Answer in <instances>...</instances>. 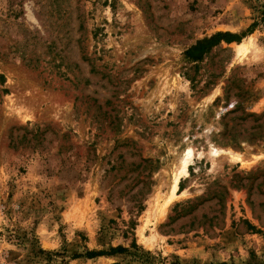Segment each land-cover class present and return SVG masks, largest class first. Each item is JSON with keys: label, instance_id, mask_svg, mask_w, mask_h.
<instances>
[{"label": "rangeland", "instance_id": "1", "mask_svg": "<svg viewBox=\"0 0 264 264\" xmlns=\"http://www.w3.org/2000/svg\"><path fill=\"white\" fill-rule=\"evenodd\" d=\"M262 153L264 0H0V264H264Z\"/></svg>", "mask_w": 264, "mask_h": 264}, {"label": "trees", "instance_id": "2", "mask_svg": "<svg viewBox=\"0 0 264 264\" xmlns=\"http://www.w3.org/2000/svg\"><path fill=\"white\" fill-rule=\"evenodd\" d=\"M240 39H241L240 37L230 34L228 32L215 33L214 35L199 41L196 45L187 49L184 55L186 56L187 59L191 61H200L211 50V48L215 47L219 43L224 42L226 44H230L232 42H239ZM124 251L125 250L122 248H114L109 250L108 252H103V251L87 252L85 254V257L88 259H93L105 255L113 256L115 254H121ZM74 258H78V257L74 256Z\"/></svg>", "mask_w": 264, "mask_h": 264}, {"label": "bare ground", "instance_id": "3", "mask_svg": "<svg viewBox=\"0 0 264 264\" xmlns=\"http://www.w3.org/2000/svg\"><path fill=\"white\" fill-rule=\"evenodd\" d=\"M249 44H250L249 42L240 43L239 45H237L238 51L240 53H244L247 50ZM211 153L214 156H218V155L223 154L225 152L222 150H219V149L212 148ZM192 156H193V152L190 149L185 150L183 152V154L181 155L180 160H179V167L177 168L176 173H174L172 175V178H171V183H170V188H169V190H170L169 191V201H171L172 198L176 196L175 192H176L178 182L181 179V177L182 176L186 177L187 168H188V166L192 160ZM231 158L237 162H240L243 167L249 166V164L252 162V160H251V162L250 161H244L237 155H231ZM256 158H264V153L257 156Z\"/></svg>", "mask_w": 264, "mask_h": 264}]
</instances>
